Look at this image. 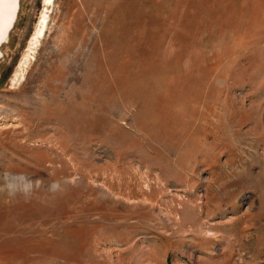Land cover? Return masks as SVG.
<instances>
[{"label": "rangeland", "instance_id": "1", "mask_svg": "<svg viewBox=\"0 0 264 264\" xmlns=\"http://www.w3.org/2000/svg\"><path fill=\"white\" fill-rule=\"evenodd\" d=\"M0 47V264H264V0H19Z\"/></svg>", "mask_w": 264, "mask_h": 264}, {"label": "bare ground", "instance_id": "2", "mask_svg": "<svg viewBox=\"0 0 264 264\" xmlns=\"http://www.w3.org/2000/svg\"><path fill=\"white\" fill-rule=\"evenodd\" d=\"M51 0H49L50 2ZM19 0H0V45L7 38L17 17ZM1 56V47H0Z\"/></svg>", "mask_w": 264, "mask_h": 264}, {"label": "clouds", "instance_id": "3", "mask_svg": "<svg viewBox=\"0 0 264 264\" xmlns=\"http://www.w3.org/2000/svg\"><path fill=\"white\" fill-rule=\"evenodd\" d=\"M59 187H60V186H59L58 184H55V183L52 185V189H53V190H57Z\"/></svg>", "mask_w": 264, "mask_h": 264}]
</instances>
